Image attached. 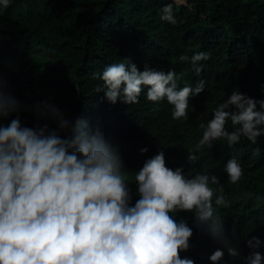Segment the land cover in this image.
Here are the masks:
<instances>
[{
  "label": "trees",
  "instance_id": "1",
  "mask_svg": "<svg viewBox=\"0 0 264 264\" xmlns=\"http://www.w3.org/2000/svg\"><path fill=\"white\" fill-rule=\"evenodd\" d=\"M167 3L174 4L175 24L160 19L159 10ZM204 50L211 56L201 61L204 69L199 74L178 59L181 53L190 56ZM129 55L141 70L145 62L165 71L184 70L181 86L206 81L205 90L190 97L187 119H173L166 98L149 101L146 89L138 103L129 105L119 100L113 104L97 91L96 85L103 82L96 73ZM0 78L24 105V125L36 123L31 106L43 100L57 105L68 118L99 125L121 154L132 203L138 198L135 171L163 148L169 167L182 165L186 173L219 177L220 183L211 186L217 193L222 187L230 203L214 207L241 257L250 251L247 240L252 236L264 241V136L256 145L246 138L234 147L224 140L214 142L210 150L198 153L197 161L187 159L202 135L201 120L210 119L212 108L235 88L264 98V0H12L0 10ZM15 115L0 119V124ZM145 146L148 151L142 153ZM232 155L243 166L236 183L229 182L223 170ZM175 215L193 229L190 247L180 255L195 264H211L210 254L223 243L213 239L209 226L191 211ZM258 250L264 253V244ZM223 260L245 264L226 249Z\"/></svg>",
  "mask_w": 264,
  "mask_h": 264
},
{
  "label": "clouds",
  "instance_id": "2",
  "mask_svg": "<svg viewBox=\"0 0 264 264\" xmlns=\"http://www.w3.org/2000/svg\"><path fill=\"white\" fill-rule=\"evenodd\" d=\"M11 2L0 0V10ZM159 16L175 24L174 4L163 5ZM210 56L204 50L190 56L181 53L178 59L199 74L204 69L201 61ZM96 75L103 82L96 85L97 91L111 103H138L146 89L149 101L166 98L176 120L188 118L190 97L206 88L204 79L181 86L184 70L165 71L147 62L141 70L130 55ZM23 108L0 78V119L16 113L9 123L0 124V264H195L180 255L189 249L193 229L185 218L177 219L178 211H191L209 226L213 239L223 243L210 254L211 264H227L225 249L245 264H264V253L258 250L264 241L259 237L247 240L250 251L241 257L239 247L225 235L214 203L227 206L230 201L222 187L217 193L211 186L220 183L217 175H193L182 165L169 167L160 148L135 171L138 198L132 203L121 154L99 125L68 118L57 105L43 100L31 106L37 120L27 126L20 116ZM211 111V118L199 124L202 135L195 151L187 153L189 161H197L198 153L210 150L214 142L224 140L234 147L246 138L256 145L264 136V98L235 88ZM223 170L231 183L244 174L236 155Z\"/></svg>",
  "mask_w": 264,
  "mask_h": 264
},
{
  "label": "rangeland",
  "instance_id": "3",
  "mask_svg": "<svg viewBox=\"0 0 264 264\" xmlns=\"http://www.w3.org/2000/svg\"><path fill=\"white\" fill-rule=\"evenodd\" d=\"M186 1H190V0H183V3H185ZM179 2H180V0H179Z\"/></svg>",
  "mask_w": 264,
  "mask_h": 264
}]
</instances>
